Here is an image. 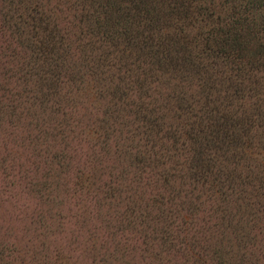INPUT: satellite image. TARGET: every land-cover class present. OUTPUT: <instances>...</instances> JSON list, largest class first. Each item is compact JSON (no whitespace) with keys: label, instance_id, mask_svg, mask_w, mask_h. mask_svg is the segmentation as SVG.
Returning <instances> with one entry per match:
<instances>
[{"label":"trees","instance_id":"16d2710c","mask_svg":"<svg viewBox=\"0 0 264 264\" xmlns=\"http://www.w3.org/2000/svg\"><path fill=\"white\" fill-rule=\"evenodd\" d=\"M230 1L56 0L52 4L51 0H0V5H8L10 11L0 17V125L17 119V124L21 121L28 133L30 128L36 129L25 116L21 117L23 111L21 115L17 113L16 104H6L1 111L6 102L2 97L7 99L12 94L14 97L21 91L26 94L29 84L41 81L40 89L48 95L37 97L30 109L51 112L56 108L60 112L56 118L59 125L69 120L71 129L66 123L57 134L43 136L46 141L58 140L63 147L75 139L68 130L75 133L72 129L78 125L69 118L63 100L73 103L77 99L74 90L68 94L60 91L63 85L76 83L79 92L81 86L94 80L98 84V97L103 100L109 97L112 104L105 107V118L94 116L87 121L91 128L95 120L97 130L117 134L115 156L121 160L122 154L133 146L130 142L139 147L138 141L152 138L151 144L147 140L148 150L139 153L135 160L148 167L160 166L159 163L173 167L177 161L172 158L181 149L188 154L187 173L195 175V182L206 187L208 199L235 204L234 215L240 217L235 219L236 242L241 243L244 220L247 223L243 228L253 237L240 244L239 254L237 249L224 251L220 236H227L233 223L219 224L208 219L205 212L198 220L195 212L200 208L195 204L189 214L192 220L185 218L177 230H169V220L176 223L180 218L178 210L163 203L157 208L162 210L151 217L140 211L136 221L132 216L125 223L126 229L129 226L127 231L138 227L145 234L164 228L163 244L165 241L170 245L163 254L154 257L153 263L246 264V251L259 260L255 264L261 262L264 231L258 224L264 223V172L260 175L253 169L250 161L257 158L254 155L257 153L250 152L246 139L253 142L259 135L264 144V10L257 7L262 13L255 20L246 11L236 13ZM24 24H31L27 32ZM12 84L11 90L8 85ZM90 88L94 89L93 85ZM100 113L99 110L97 114ZM10 128L11 132L9 129L0 134L2 141L12 139L18 144L15 151L11 147V152L4 153L1 159V165L10 172L6 183L18 178L14 168L21 173L20 179L33 177L38 162L35 157L43 154L40 170L46 178L59 175V186L64 181L74 184L72 176L68 177L71 165L63 162V149L58 161L55 157L50 160L51 149L38 148L43 146L41 137L32 133L16 137L18 125L13 121ZM89 130L83 127L84 140H91ZM109 144L107 140L104 146L109 148ZM263 150L264 146L259 147V156ZM17 154L26 155L20 156L23 165L13 157ZM27 163L30 168L24 174ZM130 175L126 184L117 182L118 185L107 190V200L112 195L122 202L123 193L133 194L129 187H135L138 179ZM152 175L169 182L168 171L161 172V176L152 171ZM149 177L152 178L150 174ZM246 186L252 191L250 197H245ZM200 220L206 229L200 227ZM156 240L160 251L164 245ZM118 243L120 251L139 248L138 244Z\"/></svg>","mask_w":264,"mask_h":264},{"label":"rangeland","instance_id":"374dc122","mask_svg":"<svg viewBox=\"0 0 264 264\" xmlns=\"http://www.w3.org/2000/svg\"><path fill=\"white\" fill-rule=\"evenodd\" d=\"M206 1L211 2L212 0ZM215 1L220 3L225 0ZM51 3L55 4L56 0H51ZM229 5L236 13L246 11V14L255 20L260 18L261 10H264L262 0H231ZM9 13L8 5H0V17ZM26 25L24 24L27 32L31 24L27 25L28 27ZM40 83L41 81H34L29 84V88H25L26 94L21 91L14 97L13 94L9 97L7 95V99L6 96L2 97V101L6 100V102L3 104L1 111L6 108V104H16L17 113L21 115L23 111L24 115L21 117L25 116L27 122L36 128H30L29 131L32 135L41 137L40 144L43 146L38 148L51 149L50 160L55 157L58 161V154L63 149L65 153L63 162L71 165L68 177L72 176L71 181L74 184L68 185L64 181L62 186H59L57 181L59 175H53L49 179L46 178L44 171L40 170V167L43 168L44 164L43 154L35 157L38 162L33 177H27L26 180L20 179L21 173L19 174L18 169L14 168V175L18 178H13L12 183H6V181H9L10 172L5 169L7 166L1 165V159H4V153L11 152V147L15 151L17 149L15 146H18V144L12 139L4 141L0 139L2 149L0 150V264H157V262L153 263L156 261L154 257L163 254V251L169 247L167 245H170L169 243L165 244V241L163 244L164 228L156 233L145 234V231H143L144 233L138 231V227L127 231L129 226L126 229L125 223L130 221L132 216L136 221L140 211L142 215L151 217L153 214L158 213V210H162L157 208L161 207L163 203L172 210H178L176 214L180 218L176 223L169 220V230H177L183 219H189L191 205L196 204L200 208L195 212L198 220L200 217L203 218L200 214L205 212L208 219L217 220L219 224L233 223L230 230L227 231V236H220L222 250L237 249L236 253L239 254L240 244L253 238L252 234H248L249 231L243 228L246 227L247 223L244 220L241 223V228L244 230L239 236L241 243L238 242V245L234 227L236 225L235 219L238 220L240 217L234 215L236 209L233 206L235 204L232 206V204L228 205L208 199L210 195L205 194L206 187L198 185L195 182V175L191 176L190 173H187L189 166V163H187L188 154L183 153L181 149L177 150L178 155L172 158V160L179 162L178 164L176 162L177 167L175 164L173 167H169L167 165L162 166L160 163V166L149 165L150 167H148L146 163L139 162L138 159L135 160L139 153L148 150V141L151 144L152 138L147 139L148 141L145 139L138 141L140 143L139 147L130 142L133 146L122 154L124 156L121 160L118 155L115 156L113 146L116 143L117 134L108 130L104 131V129L97 130L95 120L92 121L93 128H91L87 121L89 117L94 116L99 119L105 118V107L107 108L112 104L109 97L104 100L98 97V84L94 80H89L87 85L81 86L82 91L79 92L76 90L78 88L76 83L63 85V89L60 91V94L75 91L76 102L71 103V100L59 98L63 100L69 118L78 123L77 127L72 129V131H76L75 133L68 130L71 138L73 136L75 139L69 144H64L63 147L58 140L55 142L44 140L43 136L57 134L60 127H65L69 120H64L62 125H59L60 121L56 118L60 117V112L56 108L55 111L51 112L50 110H43V108L38 111L30 109L33 107H30L31 104L35 102L34 100L37 97L41 98L40 95L43 93L48 95L46 90L40 89ZM92 85L94 89L90 88ZM13 87V84L8 85L11 90ZM51 106L53 107L54 103ZM115 108L119 109L118 106ZM120 108L122 109L121 106ZM99 110L102 112L100 116L97 114ZM12 121L16 126L18 125L16 137L31 134L23 128L21 121L17 124V119H13L0 125L2 126L0 128L1 135L7 133L9 129L11 132L10 122ZM69 126L71 129L70 123ZM83 127L90 129L91 140L82 138ZM118 127L120 128V126ZM256 138V141H253L254 144L251 139H246L248 142L246 146H249L251 153H257L254 154L257 158L250 162H252L251 165L255 172L258 171L259 173H257L261 175L264 172L262 167L264 164V150L259 156L258 149L264 144L259 139V135ZM107 140H110L109 148L104 146ZM20 156L26 157L25 154H17L13 157L19 159L18 163L23 165ZM147 157L150 159L149 155ZM48 166L50 165L48 164ZM8 167L10 168V165ZM47 167L45 171L48 170ZM174 167L176 168L172 171L171 169ZM26 168H30L28 163L25 164V169L23 168L24 174ZM150 169L155 176H161L163 171L170 172L169 182L162 178L159 179L158 176L154 178ZM130 173L134 179H138L135 187H129L133 194L123 193L122 202L112 195L107 200V190L118 185L117 182L120 184L129 182V179H131ZM75 174L78 175L77 179L73 178ZM149 174L152 178L149 177ZM139 176H142L140 181ZM236 184L237 182L233 184L232 188ZM75 189L78 190L77 193L69 195V193H74ZM227 189L230 190L229 183ZM194 190L196 191L194 192ZM243 190H247L245 197L251 196L252 191L249 186L244 187ZM103 203L105 207H103ZM133 213L135 214L133 215ZM199 225L205 228L204 222L201 220ZM258 225L264 231V223L261 221ZM154 229L156 231L155 226ZM174 234H177V232H174ZM153 238L154 240H152ZM156 238V241L164 245L160 248L162 252L159 251L157 243H154ZM118 242H123V244L127 242L129 246L131 243L138 244L139 248L136 247L135 250H131V248L127 252L123 248V252L120 251L121 247ZM246 254L248 257L245 260L246 264H255L259 261L251 256V251H246ZM260 258V264H264V251L260 252Z\"/></svg>","mask_w":264,"mask_h":264}]
</instances>
